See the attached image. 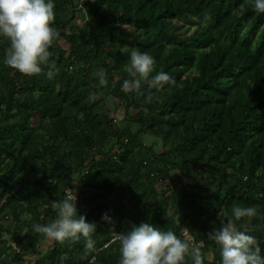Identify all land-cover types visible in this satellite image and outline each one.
I'll return each instance as SVG.
<instances>
[{
	"label": "trees",
	"instance_id": "trees-1",
	"mask_svg": "<svg viewBox=\"0 0 264 264\" xmlns=\"http://www.w3.org/2000/svg\"><path fill=\"white\" fill-rule=\"evenodd\" d=\"M53 3L51 79L47 67L28 76L6 66L10 42L0 36V264H120L112 230L145 222L200 246L204 264H222L208 234L233 206L257 209L236 225L264 255V13L255 0ZM185 21L197 30L185 34ZM132 49L174 84L123 90ZM65 189L97 225L87 258L83 239L33 230L56 218L51 202Z\"/></svg>",
	"mask_w": 264,
	"mask_h": 264
},
{
	"label": "clouds",
	"instance_id": "clouds-1",
	"mask_svg": "<svg viewBox=\"0 0 264 264\" xmlns=\"http://www.w3.org/2000/svg\"><path fill=\"white\" fill-rule=\"evenodd\" d=\"M255 10L264 13V0H255ZM53 0H0V36L10 42L6 49L4 63L22 74L33 76L44 73L51 79L58 69L53 53L49 49L59 37V31L52 25L55 21ZM154 58L137 49L131 50L130 62L125 71L123 90L141 93L142 84L150 88L162 89L174 80L164 71L154 72ZM94 76L100 85H106V71L98 69ZM149 99H151L149 97ZM76 194L65 189V198L53 200L52 209L56 218L47 224H35L33 230L46 238L60 243L65 241L85 242V255L95 251L92 239L97 225L89 223L86 216L79 215L76 207ZM258 215L255 207L233 206L231 217L220 218V227L208 234V239L220 246L222 264H264L259 242L255 237L238 229L236 221ZM105 221L112 222L105 214ZM264 218V217H261ZM113 242L120 243V264H185L191 256L194 264H204V257L198 245L179 238L173 231H160L150 223L133 226L127 234L112 230ZM92 264H95L93 257Z\"/></svg>",
	"mask_w": 264,
	"mask_h": 264
},
{
	"label": "rangeland",
	"instance_id": "rangeland-1",
	"mask_svg": "<svg viewBox=\"0 0 264 264\" xmlns=\"http://www.w3.org/2000/svg\"><path fill=\"white\" fill-rule=\"evenodd\" d=\"M78 24H81L82 25V21L81 20H78V21H76ZM126 28V31L129 33V36L130 37H132V35H134V31L130 28V27H125ZM181 29H182V31L185 33V34H189L191 31H196L197 30V25L196 24H190L189 22H187V21H185V22H182L181 23ZM132 112V114L133 115H135L136 114V111H134V110H132L131 111ZM115 116L117 117V118H119L120 120H122L123 121V125L125 126V127H128L129 126V123H127V122H124V113H123V109L119 106V105H117L116 106V108H115ZM152 141L150 140V139H147V143L148 144H150ZM52 242H49V243H47V245H44V246H42L40 249L42 250V251H44V250H46L48 247H49V245L51 244Z\"/></svg>",
	"mask_w": 264,
	"mask_h": 264
}]
</instances>
